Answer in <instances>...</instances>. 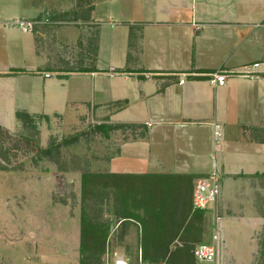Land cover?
<instances>
[{
    "label": "crops",
    "instance_id": "0c3cea01",
    "mask_svg": "<svg viewBox=\"0 0 264 264\" xmlns=\"http://www.w3.org/2000/svg\"><path fill=\"white\" fill-rule=\"evenodd\" d=\"M60 15L89 16V29L77 34L94 41V55L77 54L76 61H89L90 68L47 71L42 64L50 61V48L37 31L45 24L29 33L3 25ZM98 16L109 19L98 25ZM120 16L131 19L117 26L111 19ZM215 71L226 75L224 84L208 82ZM87 104L97 115L112 109L107 126L142 128V139L119 145L113 173H141L148 158L157 168L165 158H183L203 177L215 160L222 263L234 261V233L264 231L254 209L264 208V0H0V128L18 126L15 112L60 116ZM253 193L261 195L256 204ZM27 247L0 239V264H16L13 256ZM21 257L27 264L28 254Z\"/></svg>",
    "mask_w": 264,
    "mask_h": 264
},
{
    "label": "rangeland",
    "instance_id": "374dc122",
    "mask_svg": "<svg viewBox=\"0 0 264 264\" xmlns=\"http://www.w3.org/2000/svg\"><path fill=\"white\" fill-rule=\"evenodd\" d=\"M47 17L49 22L37 30L50 48V61L42 64L47 71L90 68L89 61H76L77 54L83 60L94 55V41L77 34L89 29V16ZM108 19L98 16L95 24ZM122 19L131 17L111 21L119 26ZM111 111L97 115L87 104L60 116L32 115L12 130L0 129V163L8 168L0 172V239L28 245L16 250V264L26 253L27 264H53L45 256L72 258L74 264H113L114 254L127 264H199L191 250L211 241L216 216L221 218L214 207L203 213L190 207L194 181L204 172L195 173L183 158H165L162 168L148 158L141 173H113L111 160L119 145L142 139V128L138 122L107 126ZM97 123L106 129L95 130ZM73 136L75 141L69 139ZM45 148L46 153L39 151ZM250 198L256 204L261 195ZM254 209L264 218L263 207ZM231 241L234 261L222 263L219 252L220 264H264V231L247 233L244 227Z\"/></svg>",
    "mask_w": 264,
    "mask_h": 264
},
{
    "label": "built area",
    "instance_id": "2783aa9c",
    "mask_svg": "<svg viewBox=\"0 0 264 264\" xmlns=\"http://www.w3.org/2000/svg\"><path fill=\"white\" fill-rule=\"evenodd\" d=\"M47 16H41L40 18L32 19H11L3 23L5 27H11L22 33L31 32L37 25L48 23ZM253 66H257L254 63ZM44 77H48V73H43ZM245 77H249L246 73ZM208 82L214 85H222L225 82L226 75L222 71H215L208 74ZM180 79L178 82L181 83ZM149 125V123H147ZM214 141L219 138V133L215 131ZM220 170L219 166L212 158L210 162V171L207 175L200 177L194 181L191 194H190V207L193 211L203 213L208 209H211L215 204L219 192H220ZM220 242V220L216 216L211 235V241L209 243L199 242L195 244L191 250L192 258L199 264H215V260L218 254V246ZM113 264H127L121 255L114 254Z\"/></svg>",
    "mask_w": 264,
    "mask_h": 264
},
{
    "label": "trees",
    "instance_id": "16d2710c",
    "mask_svg": "<svg viewBox=\"0 0 264 264\" xmlns=\"http://www.w3.org/2000/svg\"><path fill=\"white\" fill-rule=\"evenodd\" d=\"M14 115H15V118H16L17 120H22L23 118H27V117H29V115L26 114L25 112H15ZM94 128H95V130H100V131H104V130L106 129L105 126L102 125V124L95 125ZM0 129H1V128H0ZM69 139L72 140V141H75V140H76L75 136L70 137ZM64 142H66V140H63V143H64ZM48 149H49V148H45V149H41V150H39V151L42 152V153H46V152L48 151ZM6 170H8V168H6L5 166H3V165L0 163V172H4V171H6Z\"/></svg>",
    "mask_w": 264,
    "mask_h": 264
}]
</instances>
